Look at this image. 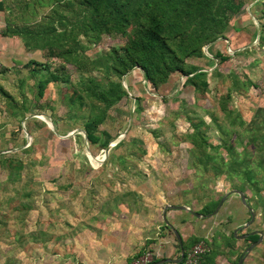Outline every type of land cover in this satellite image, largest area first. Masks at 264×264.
Wrapping results in <instances>:
<instances>
[{"label": "rangeland", "instance_id": "rangeland-1", "mask_svg": "<svg viewBox=\"0 0 264 264\" xmlns=\"http://www.w3.org/2000/svg\"><path fill=\"white\" fill-rule=\"evenodd\" d=\"M23 1L28 3L32 0ZM244 1V13L231 20L224 39L219 38L212 43L213 53L219 52L230 59L218 64V59L212 58L206 51L204 57L187 60L191 66L209 73L217 68L218 75L210 74L207 77V93L200 94L190 86H182L183 78L180 83L182 76L179 73L171 74L168 81L157 89L143 81L138 67L121 78V84L125 85L129 95L108 111V118L98 126V130L99 133L107 132L112 140H124V143L110 150L106 156L104 149L97 145H90L86 141L85 147L81 132L64 138L74 130L82 131L85 121L82 119L84 114L76 109V105L75 109H68V96L73 88L78 87L80 77L99 78L101 74L98 71L94 69L89 73H80L73 65L52 56L46 48L36 49V52L26 48L22 54L15 56L12 70L0 67V86L14 98L17 105L9 106L11 100L0 94V154L10 156L16 152L11 157L23 163L21 177L13 182L6 179V171L0 165V264H33L40 257V242L46 233L52 231L47 227V221L63 219L64 211L57 209L56 203L52 201L56 198L53 193L55 186L64 185V188L71 191L73 185L82 183L71 177L77 173L138 172L147 180L154 181L156 191L165 199L182 197L197 207L212 198H219L224 192L237 189L240 183L236 178L226 175L213 177L211 173H205L197 164L191 152L192 147L184 141V136L189 137L191 133L185 121L186 114L193 117L194 113L205 122L201 129L205 130L208 142L212 145L222 142L215 130V122L210 121L202 110L210 112L217 124L226 122L218 102L229 88H233L234 80L238 82L239 89L231 91L229 109L238 113L246 123L253 117L255 110L264 109V41L260 42L255 37L256 28L260 31V26L264 25V7L254 6L255 0ZM42 12L46 13L47 10ZM134 31L135 26H129L125 34L103 36L96 43H88L83 55L93 61L110 49L119 50L127 44V38ZM26 62L43 64L50 71L61 65L63 70L58 73L67 82L48 84L43 96L37 100L38 76L30 72L25 66ZM247 81L249 85L244 86ZM163 96L177 100L164 103L161 101ZM136 97L140 98L141 111L132 112L131 124L128 126L132 103ZM22 102H27L30 114H38L35 120L26 123L24 118L19 120L10 115V109L19 111ZM41 105L44 108L40 111ZM232 138L228 143L233 144L236 152L243 155L251 151L243 142H236ZM133 139L143 142L140 148L146 153L142 157L136 153L139 144L132 147L130 142ZM24 148L29 149L20 152ZM219 152L227 159L222 148ZM118 157L126 158V164H120ZM57 174L60 178L57 182L47 180ZM83 182L85 187L87 180ZM244 194L256 204V199L251 197L248 190ZM260 195L264 201V191ZM239 203L238 197L232 195L226 208L232 210ZM26 205L27 212L24 210ZM256 209L252 227L262 232L264 238V212L261 213L260 206ZM54 231L56 234L57 229ZM243 246L241 244L239 249ZM255 254L257 260H260L264 254V245L256 249Z\"/></svg>", "mask_w": 264, "mask_h": 264}, {"label": "trees", "instance_id": "trees-1", "mask_svg": "<svg viewBox=\"0 0 264 264\" xmlns=\"http://www.w3.org/2000/svg\"><path fill=\"white\" fill-rule=\"evenodd\" d=\"M264 0H258L254 6H263ZM17 11L15 20L20 23L14 29L28 49H48L52 56L71 64L80 73L96 70L99 78L80 77L78 87L68 96V109H76L84 115L82 129L90 145L105 149L112 137L107 132H100L98 126L108 118L111 110L127 93L122 87L121 78L134 67L142 69L145 81L157 89L168 81L173 73L183 76L182 86H190L193 91L205 94L208 92V75H218L217 68L210 73L202 68L193 67L187 63L189 59L204 57L203 47L219 38L224 39L231 20L244 13V0H32L26 2L15 0ZM44 9L46 13L42 12ZM129 26H135V31L127 38V44L121 49H110L100 58L89 61L83 55L88 43H96L103 36L125 34ZM264 25L260 26L259 41H264ZM81 37L85 43L79 38ZM213 45V44H212ZM212 45L207 52L212 58L218 59V64L230 59L219 52H212ZM33 64V62L31 63ZM63 66L48 70L43 64H34L32 74L37 75L36 98L43 96L48 83H64L67 79L59 74ZM231 77L235 78L234 75ZM244 86L249 82H244ZM225 96L220 98L218 105L225 121L217 124L215 118L206 109L204 111L210 121L215 122V130L222 142L212 145L208 142L204 129L205 122L201 117L186 114L185 121L191 129L189 137L184 141L190 143L192 154L197 164L213 177L226 175L236 178L240 183L236 188L243 193L248 190L251 197L246 196L249 206L257 212L260 206L264 212V201L260 192L264 191V109L255 110L253 117L247 123L238 113L229 109L228 100L231 91L238 90V82L232 83ZM0 94L11 107H17L13 97L0 87ZM134 112L141 111L140 98H134ZM176 101L174 97H161L162 102ZM23 103V102H22ZM27 102L21 104V109L10 115L22 120L29 111ZM181 104L180 106H182ZM37 107V106H35ZM38 108V107H37ZM44 106L39 107L43 110ZM175 114V113H174ZM195 117V118H194ZM228 122V123H227ZM250 147L251 151L240 154L234 150L231 138ZM233 139V138H232ZM124 143L118 142L112 149ZM134 148L137 143L138 157L146 152L143 142L133 139ZM222 148L227 159L219 152ZM29 148L20 149L27 152ZM111 149V150H112ZM112 150V151H113ZM10 156L0 154V165L6 171V179L10 182L20 178L23 163ZM120 158V157H118ZM88 167V166H87ZM89 169V167H88ZM28 194V193H27ZM25 194V196L27 195ZM24 194H22L23 196ZM259 205V206H258ZM25 212H27V205ZM24 212V213H25ZM209 212V206L204 207ZM2 217V215H0ZM264 221V219H263ZM17 236V235H16ZM258 234L248 237L254 242ZM33 239V236H32ZM35 240V239H34ZM264 261V254H263Z\"/></svg>", "mask_w": 264, "mask_h": 264}, {"label": "crops", "instance_id": "crops-1", "mask_svg": "<svg viewBox=\"0 0 264 264\" xmlns=\"http://www.w3.org/2000/svg\"><path fill=\"white\" fill-rule=\"evenodd\" d=\"M15 4L14 0H0V67L9 71L14 68L15 56L26 50L22 39L13 32L20 25L15 20ZM257 30L258 27L255 37ZM31 63L26 62L25 66L32 73ZM30 113L29 109L25 114L26 123L38 116ZM118 159L120 164H126V158ZM71 177L82 183L73 185L71 191L64 185L55 186L57 200L52 201L64 211L63 219L47 221L52 231L42 238L40 257L33 264H131L146 251L152 254L149 264H182L186 252L198 242L209 249L201 264H237L241 257V264L264 263L263 257L257 260L255 254L264 245V238L258 247L244 254L251 243L248 237L255 230V221L246 229H239L247 223L249 214L241 202L232 210L226 208L232 195L237 196L228 194L232 190L197 207L182 197L165 199L156 191L154 181L138 172H86ZM59 179L57 174L47 180L53 183ZM207 205L209 212H204ZM243 234L249 235L246 239L238 238ZM241 244L244 246L239 249Z\"/></svg>", "mask_w": 264, "mask_h": 264}, {"label": "water", "instance_id": "water-1", "mask_svg": "<svg viewBox=\"0 0 264 264\" xmlns=\"http://www.w3.org/2000/svg\"><path fill=\"white\" fill-rule=\"evenodd\" d=\"M258 36H259V31L257 30L256 39H258ZM210 45H212V43H210V44H208V45H206V46L203 47L202 50H203L204 53L207 51V48H208ZM138 69H139V70L141 71V73H142V79H143V81H145V76H144V73H143L142 69L139 68V67H138ZM182 78H183V76L181 77L180 83H181V81H182ZM181 84H182V83H181ZM181 84H180V85H181ZM122 87H123V89L125 90V92L127 93V95H129L128 92L126 91V87H125V85H124L123 83H122ZM134 101H135V100H133V103H132V104H133V108H132V111H131V113H130L128 126H130V124H131V120H132V112H133V110H134ZM25 120H26V119H25ZM25 120H24V121H25ZM80 132H81V134H83L84 140L86 141V140H87V139H86V135H85V133H84L83 130H82V131H81V130H80V131H78V130H74V131L68 133L66 136H64V138H70L71 136H73V135H75V134H77V133H80ZM118 142H119V140H117V141H116V140H112L111 142H109V144L107 145V147L104 149V155L106 156V155L108 154V152L111 150V148H113V146H115ZM84 146L87 147L86 142H85ZM228 194H236V195L239 197L241 204H242V205L245 207V209L247 210V212H248V214H249V220L247 221V223H245L244 225H242V226L239 228V229H246L247 227H249V225H250V224L254 221V219H255V212H254V210H253V209L249 206V204L247 203V201H246V196H245V194H244L242 191H240V190H238V189H234V190L228 192ZM221 203H222V200L219 201V205H220ZM177 208H179V207H177ZM236 232H237V230H236L235 232H233V236H234V237L236 236ZM255 234H258V238H257V240L254 241V242H251V243L246 247V249L244 250V251H245L244 254L250 252L254 247H256L257 245H259V244L262 242V238H263V234H262V232H259V231H257V230H254V231L251 232V235H255ZM248 235H249V234H243V235H241V236H238V238H240V239H246V238L248 237ZM176 236H177V235H176ZM242 259H243V257L240 258V260L238 261L237 264H241Z\"/></svg>", "mask_w": 264, "mask_h": 264}, {"label": "built area", "instance_id": "built-area-1", "mask_svg": "<svg viewBox=\"0 0 264 264\" xmlns=\"http://www.w3.org/2000/svg\"><path fill=\"white\" fill-rule=\"evenodd\" d=\"M208 251V246L205 243L198 242L186 252L182 264H201L202 257ZM151 260L152 254L146 251L134 258L131 264H149Z\"/></svg>", "mask_w": 264, "mask_h": 264}]
</instances>
